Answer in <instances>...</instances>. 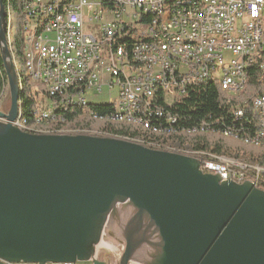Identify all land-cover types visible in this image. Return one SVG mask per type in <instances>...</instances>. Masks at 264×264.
<instances>
[{
	"label": "water",
	"instance_id": "obj_1",
	"mask_svg": "<svg viewBox=\"0 0 264 264\" xmlns=\"http://www.w3.org/2000/svg\"><path fill=\"white\" fill-rule=\"evenodd\" d=\"M0 49V264L85 261L101 240L124 244L119 264H264V189L123 137L22 129L1 0Z\"/></svg>",
	"mask_w": 264,
	"mask_h": 264
},
{
	"label": "built area",
	"instance_id": "obj_2",
	"mask_svg": "<svg viewBox=\"0 0 264 264\" xmlns=\"http://www.w3.org/2000/svg\"><path fill=\"white\" fill-rule=\"evenodd\" d=\"M22 10L25 40L34 24L46 21V30L34 41L39 52L35 61H41L34 83L38 74H47L62 92L72 90L65 104L31 91L37 116L86 111L93 103L111 102V110L150 120L156 106L169 105V113L160 115L166 123L188 121L182 109L191 110L189 115L208 114L216 125H225L219 115H227L230 129L264 138V93L238 111L222 109L221 104L219 112L202 111L199 99L208 64L234 57L218 82L231 87L246 80L249 59L264 63V0H23ZM190 62H200V69H190ZM136 92H143V103H136ZM7 95L0 100V113L10 107ZM0 121H6L1 114ZM194 157L204 172L264 185L261 165ZM123 250L124 244L101 240L89 260L43 264H95L94 259L106 253L109 264H119ZM133 262L140 261L129 264Z\"/></svg>",
	"mask_w": 264,
	"mask_h": 264
},
{
	"label": "bare ground",
	"instance_id": "obj_3",
	"mask_svg": "<svg viewBox=\"0 0 264 264\" xmlns=\"http://www.w3.org/2000/svg\"><path fill=\"white\" fill-rule=\"evenodd\" d=\"M20 5V14H21V33H22V40H23V53H24V69L23 73L19 72L18 63L15 60L13 49H12V41H13V17L9 14L8 21L6 24L7 29V38L8 43L10 46V50L12 53L13 61L16 66L17 74L19 77V90H20V97L21 91L23 89V81L26 80L28 82H32L31 84L36 86V90L42 92L43 96L46 97L48 100H58V104H65V98H72V90H63L61 88H57L54 84L51 83V80L47 79V74H38V81L34 83L35 69H41V61H35V59H39V52H35L34 49V41L40 40V32L46 30V21H39L34 24L33 32L27 33V37L25 40V36H23L25 31V18H24V11L22 10L23 7V0H19ZM234 64V57H225L224 60L218 61L217 63L208 64L207 70H205V83H214L219 86V88L224 92L225 101H230L231 98L239 99L241 92L246 88V81H247V74L246 80L240 81L234 86H229V83H218L222 81L225 77V70H228ZM255 65L259 68V85L260 91L259 93H264V63L257 60V59H249V62H245V71L250 66ZM190 69H200V62H190ZM4 83V82H3ZM7 84L1 88L0 92V100L6 97L7 92ZM258 96V93L255 97ZM10 97V96H9ZM255 97L252 99L251 102H255ZM8 100V95H7ZM248 101L247 99L240 100L239 102V109H244L245 102ZM99 103V102H98ZM111 105V102H104ZM136 103H143V92H136ZM237 110V111H238ZM7 112V109H5ZM56 112H54L55 114ZM165 112L161 106H156V113H152L150 116V120L142 117L141 114L138 113H128L123 114L120 110H114V113L111 115L110 119L112 121H121L124 123L131 124L133 126L139 127L145 131H147V135H139L135 138H131L130 140L142 143L145 146L152 147L156 144L164 143L161 138H159V134L161 132V127L158 125V121L160 120V115H164ZM54 115L51 116H35V121L28 125L26 124V120L23 118L22 112L20 110V99H19V112L15 122L18 126L22 129L36 132V133H88L94 135H102L107 134L104 131H92L91 129H83V128H73L71 126H66L67 124H60L53 122ZM64 119H61L60 122H63ZM70 125V124H68ZM165 129V132L169 134L170 132H174L172 129ZM232 129H225L223 134L232 135L239 139V136ZM198 131H209L215 133L209 126L203 124L199 129L193 128L190 132H198ZM128 139V138H127ZM240 141L255 147H264V138L258 137L254 135L253 137H246L241 139ZM174 144H178L175 142ZM185 147H190V145L185 144ZM173 152H179L182 154H187L190 156H200V155H208V158L211 160L217 161H228V162H236L237 164H253V165H261L264 167V164L260 162H253L250 160H246L244 158V154H247L246 151L240 152V156L237 154H226L225 152H215L212 149H198V150H190L187 153H183L175 149V147H168ZM161 150V149H160ZM257 187L264 189V185L255 184ZM133 264H140V262H133Z\"/></svg>",
	"mask_w": 264,
	"mask_h": 264
},
{
	"label": "trees",
	"instance_id": "obj_4",
	"mask_svg": "<svg viewBox=\"0 0 264 264\" xmlns=\"http://www.w3.org/2000/svg\"><path fill=\"white\" fill-rule=\"evenodd\" d=\"M6 15V24L8 21L9 14L13 17V41H12V49L14 53V57L19 66V72L23 73L24 69V53H23V40L21 33V14H20V5L19 0H1ZM22 66V68H21ZM247 81L246 88L241 92L239 99L231 98L230 101H225L224 92L219 88L217 84L214 83H205L204 89L199 94V99L201 102L202 111L205 110H213L215 112L220 111V106L222 109H227L229 111H237L239 109V101L248 98V102H251L257 93L260 91L259 85V68L258 66L252 65L247 68ZM8 85V79L5 72V68L3 65V60L1 56L0 49V92L4 83ZM23 89L21 91L20 97V110L22 112L23 118L26 120V124L31 125L35 121L36 110L32 109V99H31V91L36 90V86L31 84L32 82H28L26 80L23 81ZM7 92L9 93V86H7ZM165 112H169V105H161ZM181 109L180 107L178 108ZM200 109V110H201ZM184 113L188 115V121H180V122H165L163 120L158 121V125L161 127V132L159 134V138L164 141V143L156 144L151 148L161 149V150H170L168 147H175L176 150L181 151L183 153H187L188 151L198 150V149H212L215 152L219 151L222 148L221 146H216L215 148H211L210 144L206 142V140L193 138L195 134L197 136H201L200 133H208L209 131H198V132H190L193 128H200L203 124L209 126L211 130L215 133H222L225 129L232 128V121H227V115H219V122H225V125H216L215 123H210V115L208 114H198V115H189L192 113L191 110H184ZM114 113V110H111V105L99 102L93 103L91 109L86 111L75 110L70 112H56L54 114L53 122L60 124H71L74 123L79 116L87 115L90 117L88 122L93 125V127H97L100 129H93L89 125H77L74 123L73 128H83V129H91L92 131H104L107 134H102L105 136H118L123 138H135L139 135H147V131L133 126L128 123H124L121 121H112L110 119L111 115ZM93 118L100 119L94 120ZM61 119H64L63 122H60ZM79 121V120H78ZM86 119H82V122H85ZM172 129L174 132H170L167 134L165 129ZM238 134L239 140L244 139L246 137H253L254 135H248L244 131H240L239 129H232ZM193 136V137H192ZM177 142L178 144H174ZM188 144L190 147H185L184 145ZM264 151V147H258ZM176 152V151H175ZM247 154H244V158L246 160H250L253 162H260L264 164V155H257L256 151L253 149L251 152L246 151ZM264 153V152H263Z\"/></svg>",
	"mask_w": 264,
	"mask_h": 264
},
{
	"label": "rangeland",
	"instance_id": "obj_5",
	"mask_svg": "<svg viewBox=\"0 0 264 264\" xmlns=\"http://www.w3.org/2000/svg\"><path fill=\"white\" fill-rule=\"evenodd\" d=\"M21 68H22V66H21ZM9 96H10V93H8L7 102H11ZM96 103H98V102H96ZM8 109H9V105L7 107V111H8ZM77 119L79 121L76 120L74 122V123H77V125H89L95 130L100 129L97 127H93V125L88 122V119H90V117H88L87 115L79 116ZM82 119H86V121L82 122ZM93 119L94 120H100V119H96V118H93ZM74 123H71V124L75 125ZM71 124L70 125L67 124L66 126H71ZM71 134H84V133H71ZM85 134H88V133H85ZM200 135L201 136H197V134H195L194 137L193 136L192 137L194 139L198 138V139L206 140V142L208 144H210V147L215 148V150H216V146H218V147L221 146L220 148H222V149L219 151H223L226 154H229V157H230V154H237V152H238V155L240 156V154H239L240 152H243V151L251 152L252 149L254 151H256L257 155H259V156L264 155V153H263L264 151H262L261 148H257L255 146L248 145V144L240 141L238 138H236L232 135H226V134H222V133H212V132L200 133Z\"/></svg>",
	"mask_w": 264,
	"mask_h": 264
},
{
	"label": "flooded vegetation",
	"instance_id": "obj_6",
	"mask_svg": "<svg viewBox=\"0 0 264 264\" xmlns=\"http://www.w3.org/2000/svg\"><path fill=\"white\" fill-rule=\"evenodd\" d=\"M104 255H105V254H104ZM104 255H103V257H104ZM108 255H109V254H108ZM108 255H107V256H108Z\"/></svg>",
	"mask_w": 264,
	"mask_h": 264
}]
</instances>
